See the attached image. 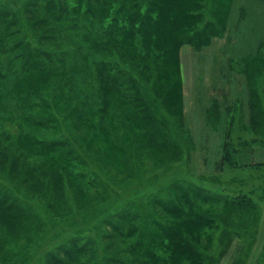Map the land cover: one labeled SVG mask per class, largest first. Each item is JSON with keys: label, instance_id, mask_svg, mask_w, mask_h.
Masks as SVG:
<instances>
[{"label": "rangeland", "instance_id": "1", "mask_svg": "<svg viewBox=\"0 0 264 264\" xmlns=\"http://www.w3.org/2000/svg\"><path fill=\"white\" fill-rule=\"evenodd\" d=\"M161 1L154 10L163 28L151 43L137 32L108 37L97 22L88 35L43 40L53 22L33 28L28 0H0L24 21L31 47L49 49L54 61L50 70L29 62L22 79L26 58H15L26 51L12 50L14 36L0 51V264H45L76 236L96 240L97 262L108 264L105 222L124 209L151 222L136 236L148 247V233L176 221L161 203L210 221L186 235L203 264H264V166H250L264 162V0H190L200 8L189 22L216 24L217 32L201 40L196 25L182 27L187 39L159 52L186 15ZM43 7L32 8L33 22L51 19ZM225 150L236 165L223 162ZM233 194L252 195L255 205L234 208L226 199ZM165 253L151 245L149 264H171Z\"/></svg>", "mask_w": 264, "mask_h": 264}, {"label": "trees", "instance_id": "2", "mask_svg": "<svg viewBox=\"0 0 264 264\" xmlns=\"http://www.w3.org/2000/svg\"><path fill=\"white\" fill-rule=\"evenodd\" d=\"M42 1L44 5L42 10H46L51 16V19L50 17L43 16L40 20L33 22L34 19L29 17V15L33 12L32 8L38 5V2L42 3ZM172 1L182 12H186V15L180 20L179 26L177 27L178 31L172 30L171 32H168V34H171V36H169L170 38L168 37L169 40L167 39L166 41L161 42L159 44L160 46L158 45V47H160L159 52L167 49L169 50V48H173L176 44L179 45L182 41H184V39H187V35L189 33L185 31L182 32V27L188 28L192 27L191 25H196L194 22L190 23L189 19L194 17L192 16L194 14L193 11L195 9H199L200 7H198L197 4L194 6L192 5L194 8L192 10V7L188 5L190 4V0ZM144 2L146 6L145 9L141 11L139 0H71L69 4L68 0H28V2L25 3L26 14L28 16L26 19L28 22H31L33 28L44 26V22L45 25L53 22L54 25L51 26L50 24L48 26L50 29L46 27V32L41 30L45 33V35L44 37H40V39L47 41L55 38L56 33H62L64 31H73V33L75 32L76 34V32L82 30V34L85 33L88 35L91 25L93 26L94 23L97 22L107 28L105 32L108 34V37L115 34L121 35L123 33L132 35L134 34L133 32H137V34L142 38L147 37L151 43H155L154 41L159 38L157 37V29L159 27L163 28V22L160 21L158 17L159 14L157 16L158 18L155 16L156 12L154 9L158 8L157 4L162 1L144 0ZM152 5H154V8L151 11L150 9ZM102 7H104L103 10ZM34 10V12L38 11V9ZM81 10H83L82 13ZM75 15H77V17ZM176 17L177 15L173 14L169 17V19L173 21ZM57 23L58 26H56ZM23 24L24 21L22 18H18L13 10L0 7V51H2L5 47L8 37L14 36L12 40L15 42L12 46V50L21 49L26 51L25 56L24 54H19L15 58V60L23 57L26 58V62L23 63V67L20 66L22 79L26 77L23 71L24 65L29 62H34V65L32 66L33 69L30 70H41L45 68L50 70L52 67L50 62H54L49 57V49L31 47L30 42L25 40V38L21 35V27ZM197 25L195 26V29H192L194 32L193 35L199 37L201 40H205L208 34L215 33L218 29L216 24L213 23L205 24L203 27H199V29H196ZM39 31L40 30H35L37 33ZM48 32H50V34H47ZM18 37H20L19 40H17ZM27 44L30 47H28ZM12 50L10 49V51ZM45 59H47L46 64L43 63V60ZM163 75L167 76V72H164ZM0 77L3 80L5 78L4 73L1 71V59ZM170 79L171 78L166 77L165 81L168 82V84H171ZM105 83L107 86L106 89L111 90L109 79L105 80ZM168 93H166V96L171 95V93ZM143 107H147V104H141L140 108ZM223 162L230 165H236L230 156L229 150H225L223 154ZM250 166L254 169H259L264 166V162H251ZM251 198L252 195L247 196L244 194H233L230 197L226 196V199L229 201L228 204H232L234 208L235 206H238V209L241 207L249 208L255 205L251 201ZM184 200L188 206L193 205V202L186 194L184 195ZM214 200L216 199H212V201ZM12 203H14V201H12ZM161 205L165 211L172 212L176 221L171 225L165 224L161 226L160 234L157 232L148 233V247L145 246L142 248L143 242L136 238V236L139 234L142 238V230L147 231L151 226V222H140L137 220L138 216L135 213H131V211H127L125 209L120 210L117 214L113 215V218L105 222L104 225L106 226V229L102 227V231H100L101 240L103 244H107V247H113L114 253L109 257L108 264H130L124 257V254L127 256L129 255V257L131 256L130 258L135 260L136 258H142L144 263L149 264L151 263V245L160 246L161 249L166 252L163 260H166V262H170L171 264H175L171 251L173 247L177 249V256L179 258L178 261H180L181 264H203L202 255L198 251L197 246L189 243L186 239V235H191L193 230L195 232L210 221L207 220L206 216L199 214H195L193 216L190 211L185 213L182 208L177 209L180 211H178V214H175L177 211L175 210V207L172 208L166 203H161ZM194 224H197V227L199 228H193ZM157 226L160 228L159 224H157ZM151 231H153L152 228ZM163 236H167V241L163 242ZM117 238H119V240ZM114 240L118 241L114 242ZM95 242L97 241L93 240L92 237H85L83 241L79 236L73 237L69 239L65 245H59L53 252H49L45 257L46 261L48 260L47 263L45 261V264H98L95 255L97 249ZM120 244H124V247H119ZM100 253L101 252H96L97 255H101ZM145 254H147L146 257L144 256ZM106 260L108 259L106 258ZM110 260H112V263H110ZM261 261L264 262V250L262 252ZM100 262L101 264H104V262Z\"/></svg>", "mask_w": 264, "mask_h": 264}]
</instances>
